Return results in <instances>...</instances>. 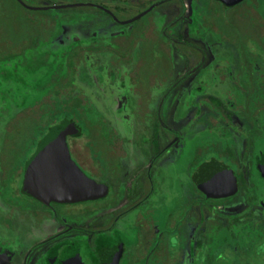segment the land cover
I'll list each match as a JSON object with an SVG mask.
<instances>
[{"label":"rangeland","instance_id":"obj_1","mask_svg":"<svg viewBox=\"0 0 264 264\" xmlns=\"http://www.w3.org/2000/svg\"><path fill=\"white\" fill-rule=\"evenodd\" d=\"M183 4V19L167 34L166 26L177 20ZM170 36H179L186 43L169 45ZM203 52L205 57L200 56ZM73 64L75 68L70 66ZM123 64L132 65V71L124 72ZM78 69L82 74L75 72ZM7 71L21 77L26 84L22 86L28 88L27 92L23 89L14 93L0 78V105L4 100L1 95L9 103L0 106L1 177L7 182L15 179V170L23 166L47 133L41 125L51 119L52 102L61 100H52L50 95L55 92L56 97L66 94L71 98L76 91L83 94L84 85H90L87 75L91 72L95 87L102 88L109 101L111 128L104 123L98 127L89 124L88 128H95L89 133L80 123L85 137L74 143L69 140L68 144L74 160L92 170V163L98 168L93 174L84 167L94 179L112 178L115 162L123 155L121 147L126 145L130 151L125 158V166L129 167L139 159L153 158L156 152L152 150L160 146L161 135L169 142L176 139L171 130L179 134V140L167 150L165 155L169 156L164 163L166 167L175 162L176 165L156 172L157 160L146 177L147 184L154 187L146 218L149 224L153 221L164 226L157 233V241L161 240L157 252H163L164 263L179 264L183 255L182 224L177 218L193 204L189 177L202 162L217 157L234 169L239 191L228 199H202L206 212L213 206L222 214L204 218L200 225L204 230L211 224L216 230L211 245L214 249L220 245L222 258L211 264H264V229L260 227L264 219L262 212L250 209L248 203L264 193L258 188L254 171L257 150L264 153V0H244L235 8H226L214 0H0V75ZM221 75L226 80L224 88L230 89L225 93L233 96L240 109L233 112L228 108L225 114V109L219 110L212 103L200 102L196 112L185 106L193 86L204 85L210 78L218 82ZM182 78L183 82L160 105L167 89ZM164 79L168 80L167 85L163 83L147 106L149 109L145 98L144 106L136 104L138 95L162 84ZM119 83H124L128 95L122 106L109 94V88ZM193 98L192 101H200L197 95ZM83 100L75 97L69 102L78 107ZM61 101L68 102L63 96ZM125 102H129L127 107ZM82 111L75 118L84 117ZM20 113L22 118L15 119ZM254 116L260 119L263 129L259 130L263 132L260 143L257 133L248 132ZM213 124L225 130L233 151L219 149V139L214 131H209ZM112 125L121 131L126 144L123 145L121 135L112 131ZM237 129L243 134L236 133ZM18 186L19 183L6 186V198ZM220 202L228 204L214 206ZM190 213L194 215L193 211ZM222 225H228V232ZM234 226L237 233L233 234L230 232ZM186 228L192 235L194 225L186 222ZM196 238L205 242L204 232L196 234Z\"/></svg>","mask_w":264,"mask_h":264},{"label":"flooded vegetation","instance_id":"obj_2","mask_svg":"<svg viewBox=\"0 0 264 264\" xmlns=\"http://www.w3.org/2000/svg\"><path fill=\"white\" fill-rule=\"evenodd\" d=\"M214 1L221 3L226 8H235L244 0L232 6H227L219 0ZM184 5L185 4H183V16L181 18L178 17L179 20L176 22V24H178L184 17ZM202 56L205 57L204 52ZM224 78V76H219L218 82L214 81V78L213 80L210 78L211 80L209 82L205 81L203 83L206 85L204 92V97H206L205 104L212 103L216 105L219 110L225 109L224 111L226 114L228 108L234 112V110L236 111L237 108L240 109L241 105L236 104L233 96L231 97L229 95L230 93H225L230 89L227 90V86L224 88L223 83L226 82ZM222 85L223 87L221 91H218ZM196 87L197 86H193L189 93H193V97L197 95L195 93ZM174 89L175 87L168 93V95L171 94ZM113 93L114 92L112 91V94ZM201 95H197L200 97V100L203 99V96ZM153 97L150 99L151 101L148 99L149 102L146 103V107L150 106ZM124 98L126 97L120 98V102L118 101L117 105L122 106L124 101H126ZM121 99L124 100L121 101ZM229 102H231V104ZM126 103L127 102H125V105L127 107L129 102L127 104ZM195 104H197V102L193 101V104L189 107V109L194 108L196 112V108L199 107ZM147 108L149 109V107ZM244 111H246V108ZM233 114L237 113H232L231 115ZM231 115L227 116L228 121L231 119ZM240 117L242 116L240 115ZM254 117L256 118V116ZM242 118L245 119V117ZM255 118H253L254 122H252V127L249 128L248 132L250 134H252V132L257 133V142L260 143V135L263 132H259V130L263 131V129L260 119L257 117L256 119L258 120L256 122ZM217 119L218 118L215 120ZM218 120L222 121L220 119ZM112 126V131L116 134L118 133V135H121L120 139L122 140L123 136L121 131L114 125ZM209 127V131H214V135L219 139V149L221 148L222 151H227L230 148L233 151L231 140L226 135L225 130L220 128L218 124H213ZM50 129L47 130V133ZM235 131L238 134H243L238 129ZM171 132L174 138L176 136V139H173L174 141L172 140L168 142L167 138L164 137V135H161V138H159L161 140L160 146L157 150H152V152H156L153 158H148L146 161L139 159L129 167L125 166V158L129 157L130 151L128 148H126V145V147H121L123 155L115 162L117 166L112 173V178L109 179L111 181L94 179V177L90 176L86 172V170H88L90 173L97 174L98 168L95 167L93 163L92 168L94 171L91 168L83 165L80 161V163H78L72 158L73 152L70 151L68 143L69 140H73L74 143V141L77 139L85 137L81 129H79V133L76 135H68L66 141L71 159L86 176L97 183L106 185L108 189V192L104 197L76 203L49 202L46 204L24 190L23 181L25 167L28 161L34 155L36 149L34 153L25 161L21 168L17 170L14 169L15 179H9L8 182L3 177H1L3 170L2 161L0 159V264L164 263L163 252H161V254H158L157 252L161 245V240L157 241L158 237L160 236L157 233H161V228H164V226L160 227L159 224L154 223L153 221H151V224H149L146 218V215L149 213L147 206L154 194V187L147 184L146 177L151 174L153 165L157 160H159V162L154 169L156 172L160 171V168H168L176 165V162L172 163L168 167L164 165L165 158L169 156V154L165 155L167 154V150L179 140V134L173 130H171ZM122 143L123 145L126 144L124 143V139ZM179 151L182 153L183 149ZM225 154H222L221 156H224ZM180 156L181 154L178 156V158ZM162 157L163 159H161ZM200 167H202L203 171H200ZM223 168L232 169L233 171L237 184V192L230 197H234L239 191L238 178L234 169L229 167L227 163L221 158L213 157L208 159L206 162H202L189 177L190 188L192 187L191 189L189 188V196L193 201V204L191 208L183 215L178 214V217L180 218H177L179 224H182V235L180 238L184 244L183 255L179 264H211L212 261L222 258L218 250L220 245L215 249L211 245L212 239L214 237L213 234L216 230H213L211 224L206 225L204 230L201 229L200 225L203 223L204 218L206 220L208 218H213L216 215H222L220 211L214 210V208H212L213 206L211 207L210 212H206V210H204L201 205L203 200L213 201L230 198L223 197L222 194H220V192L215 189H210L209 193L207 194V187L203 182V175H206L210 172L212 174L216 172L215 175L219 176L218 170L221 171ZM254 171L258 188L263 191L264 153L259 149L257 150V154L254 158ZM220 182L223 183L224 180L222 179ZM16 183H19V186L14 188L13 192L8 195V198H6L4 195L5 187L15 186ZM246 184L248 185L247 179ZM246 193H249L248 188ZM216 196H218V198ZM254 201L248 200L250 209H253L254 207L258 209L259 212L261 211L264 219V193ZM226 204L228 203L220 202L214 206ZM191 211L194 212V215L190 213ZM202 211L204 215H201ZM168 215L171 216V214ZM194 216L197 217L195 222L193 220ZM186 222L194 225L195 230L193 231L192 235H189V229L186 228ZM222 226L226 228V231L228 232V225ZM260 227L264 229V225ZM234 228L235 226L232 227L230 233H237V230L235 231ZM202 232H204L205 241L203 243L201 241H197L196 238V234H201ZM237 244L239 246L240 242H237ZM247 245H249V243Z\"/></svg>","mask_w":264,"mask_h":264},{"label":"water","instance_id":"obj_3","mask_svg":"<svg viewBox=\"0 0 264 264\" xmlns=\"http://www.w3.org/2000/svg\"><path fill=\"white\" fill-rule=\"evenodd\" d=\"M219 1L232 6L243 0ZM201 64L202 62L198 67ZM182 80L183 78L171 86L164 98ZM78 133L79 128L69 120H63L49 130L38 143L34 155L25 167L23 188L26 192L46 204L76 203L101 198L107 194V186L86 176L70 157L66 138ZM218 173L219 176L215 175L216 172L202 176L207 194L210 189H215L223 197L234 195L237 192V184L232 169L223 168L218 170ZM222 179L223 183L220 182Z\"/></svg>","mask_w":264,"mask_h":264},{"label":"trees","instance_id":"obj_4","mask_svg":"<svg viewBox=\"0 0 264 264\" xmlns=\"http://www.w3.org/2000/svg\"><path fill=\"white\" fill-rule=\"evenodd\" d=\"M182 16H183V11L179 15V18H181ZM179 18H177V20H174V21L170 22L166 26L165 31L164 30L163 31L168 34V30H170L172 27L175 26V24L179 20ZM168 38H169V45L172 44V43L173 44L181 43V42L186 43V42L182 41L180 37H172V36H170ZM188 45L191 46L190 44H188ZM185 46H186V44H185ZM127 56H129V55H127ZM200 56L202 57V55H200ZM63 66L64 65H62V66L59 67V71H62ZM70 66L73 67V68H75L74 67L75 64L70 65ZM122 66H123L122 68H123V71L124 72L129 73V72L132 71V69H131L132 68V65L130 67H125V64H123ZM200 67H201V65L198 68H200ZM80 69H78L77 71L75 70V72H79L80 74H82L83 71L80 70ZM18 77L19 76H17L13 71H7V72H4L3 74L0 75L1 83L2 84H5L6 87L12 88V90H13L14 93L20 92L21 90L22 91L25 90L27 92V89L28 88L26 86H22V84L23 85H26V84L23 83V82H21V80H22V79H20L21 77L20 78H18ZM87 78H88L87 81H89V84L90 85H88V84L84 85L85 88H86V90H83L82 91L83 94H80V93H78L76 91V94H74L73 97H71V98L67 97L66 94H61L59 97H56V95H55L56 93L55 92H54V94H51L50 95V99H52V100H54V98L55 99L56 98L59 99L60 97H61V100H62V96H63L68 102L65 103V104H62V101L61 100L60 101H56V102L53 101L52 104L54 105L53 106L54 109L52 111L53 114L51 113V119L49 121H47L46 123H43L41 125L42 128L44 127L46 130H48L51 127L59 124L62 120H69V121L74 122L75 125L79 129H81V125H82L83 127H85V128L88 129L89 133L92 132V130L95 129V128L93 129V127H91V126L88 128L89 124L92 125V126L98 127L100 123L101 124L104 123V124H106L105 126H108V128H111V126H110V123H111L110 122V119L113 120V118H112V114H111V110H110L111 109L110 104H108L109 101H107V99L103 96V94L101 92V90H103V89L102 88L95 87V83L96 82L93 81L94 79L92 77V73L91 72L87 75ZM19 79H20V82H19ZM90 80L92 82H90ZM93 82H94V85H91V83H93ZM167 82H168V80L167 79H164L163 82H162V84H159L158 86H153L151 88H148V89L145 90L144 93H142V90H141V93H142L143 97H142L141 94L138 95V97H137L138 99L136 100V104H138L139 106H141V105L144 106L143 105L144 104V98L146 99V102H149V100L154 95H156L159 92V90L162 88L163 83L167 85ZM113 86L114 87L109 88V90L110 91L112 90L114 93L111 94L109 92V94H110V96L112 95L114 97V99H115L116 102H118V101L120 102L119 99L121 97L128 98V95L126 93L127 92L126 86H124V83H122V84L119 83V84H116V85H113ZM205 87H206L205 84L204 85L200 84V86H197L195 88L196 94L197 95L202 94V96H203L202 97L203 99H201L199 102H197V104H195L198 107H199V103L200 102L205 103V101H206V97H204V95H205V93H204L205 92ZM125 90H126V92H125ZM123 91L125 92V94L123 93ZM28 92H30V90ZM189 95L187 96L186 103H185V105L188 106V107H190L193 104V101H192L193 93H192V95H190L191 97ZM75 97L76 98L77 97L78 98L81 97L82 99H84L83 102H82V104L79 105L78 107L77 106L70 105V102H69V100H71V99H73ZM189 97H190V99H189ZM1 98H3L5 100V95H1ZM95 98H97V100ZM4 100H3V102H1L2 103V106L0 105L1 107H6L9 104L7 101H4ZM138 105H136V106H138ZM82 108H83V111H82ZM80 111L84 112V117L75 118L76 117V114L79 113ZM21 114L22 113L16 114V116H14L15 119L16 118H18V119L22 118V115ZM104 117L105 118L107 117V118L105 119ZM89 118H90V123H88V119ZM74 119H77L78 122L76 120H74ZM80 123H81V125H80ZM158 123H159V121H158ZM102 128H103L102 126L99 127V129H102ZM81 131H82V129H81ZM228 150H230V148ZM230 152H231V150H230Z\"/></svg>","mask_w":264,"mask_h":264}]
</instances>
